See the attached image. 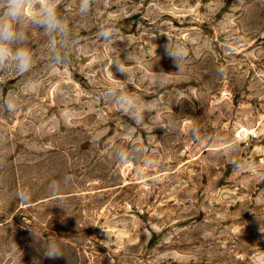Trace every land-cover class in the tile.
<instances>
[{"label": "rangeland", "instance_id": "rangeland-1", "mask_svg": "<svg viewBox=\"0 0 264 264\" xmlns=\"http://www.w3.org/2000/svg\"><path fill=\"white\" fill-rule=\"evenodd\" d=\"M57 11L77 38L70 60L51 64L29 26L31 69L0 72V264H264V0ZM105 23L113 42L98 35ZM169 42L187 52L182 71ZM108 88L135 97L143 123ZM133 146L140 159H115ZM44 241L63 255L46 257Z\"/></svg>", "mask_w": 264, "mask_h": 264}, {"label": "clouds", "instance_id": "clouds-1", "mask_svg": "<svg viewBox=\"0 0 264 264\" xmlns=\"http://www.w3.org/2000/svg\"><path fill=\"white\" fill-rule=\"evenodd\" d=\"M93 3L94 0H79V14H88ZM29 26L41 29L47 35L49 40L48 60L51 64L60 65L70 60L69 51L77 42V38L74 34H70L67 23L57 11V0H0V72L16 71L24 74L31 69L33 55L28 47L27 29ZM116 34V26L108 23L101 25L98 33L106 42H113ZM166 53L174 59L179 71H182L181 61L187 56V52L182 46H173L169 42L166 45ZM128 58L131 60V56ZM116 64L121 72L127 73L125 64ZM105 95L119 107L120 111L134 120L135 124L143 123L144 115L140 111L135 97L116 88H108ZM3 106L10 113L14 112L17 107L12 100H5ZM192 135L196 141L201 139L198 128L192 129ZM236 149L237 145L235 144L228 146L230 151ZM143 152V148L133 146L131 151L117 149L114 156L119 163L124 164L133 159H140ZM143 163L152 166L154 161L145 156ZM232 164L238 170L244 167L239 161L234 160ZM137 171L141 170L137 169ZM72 180L73 177L66 176L63 183L66 186ZM60 187L61 185L55 181L49 185L53 193L59 191ZM17 195L24 202H28L30 198L27 191H21ZM100 227L102 228V226ZM260 231L264 233V227H261ZM43 247L44 255L48 258L54 259L63 255L60 249L50 241L47 243L44 241Z\"/></svg>", "mask_w": 264, "mask_h": 264}]
</instances>
